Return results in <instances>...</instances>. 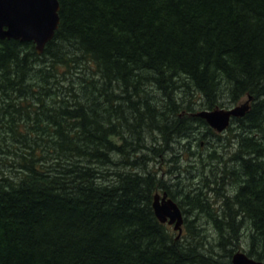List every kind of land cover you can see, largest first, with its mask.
<instances>
[{"label":"trees","instance_id":"16d2710c","mask_svg":"<svg viewBox=\"0 0 264 264\" xmlns=\"http://www.w3.org/2000/svg\"><path fill=\"white\" fill-rule=\"evenodd\" d=\"M59 3L60 26L42 54L33 41L0 38V150L21 173L0 172V264H233L244 238L248 255L264 261V0ZM80 54L99 78L85 79L83 94L71 85L68 99L52 97L49 58L68 67L72 57L78 69ZM250 96L229 130L241 129L228 152L241 164L216 167L203 181L209 194H187L197 217L177 238L153 208L156 191H172L157 169L178 161L171 134L215 132L196 107ZM148 134L165 147L144 142ZM9 135L20 140L12 148ZM182 139L199 155L196 137Z\"/></svg>","mask_w":264,"mask_h":264},{"label":"rangeland","instance_id":"374dc122","mask_svg":"<svg viewBox=\"0 0 264 264\" xmlns=\"http://www.w3.org/2000/svg\"><path fill=\"white\" fill-rule=\"evenodd\" d=\"M77 57H78V60H80L78 69H75L77 66V64H76L77 61L72 57H69L68 58L69 60L67 59L68 60V63H67L68 67H66L64 65H60L59 63L58 64L54 63V61L51 58H49L51 65L54 66V68L53 67L51 68L50 72L52 71V74H54L55 72L57 73L58 78L56 79V83H59V85H56V87H57L56 88L53 84L54 78L52 76H54V75H52L50 78V81L52 82V86H51V88L49 87V91L53 95L52 97L57 98V95L54 96V92H55V94L61 93L62 97L67 96V99H68V97H71V95L73 94V91L70 89L71 85H73L74 92H75V88H76V91L77 92L81 91V94H83L84 90H88V89L91 90L89 83H86L84 88H83V82L85 79L91 80V79H94V77L97 78L99 76L98 68H95L94 72H92L91 69L87 65V59H82V57H83L82 54L77 55ZM43 59H47V58L44 57ZM34 68H35L36 72L32 74L33 76L37 73L39 66L34 64ZM69 69L71 71H74V70L75 71L72 73V75H71V72H69L68 77L70 76V78H68L67 80H63L62 77L69 71ZM71 81L77 82L76 87H75L74 83H71ZM37 86L40 89H42L40 83L37 84ZM32 90L37 91V89H35L34 87H32ZM153 90L154 89H152V91ZM155 92H156V95L163 96L162 93L157 92L156 89H155ZM197 99H199V96L196 93L195 96L193 97V100L196 101ZM248 100H249V98L244 97L243 100H240V102H238V103L236 102V104H235V103L230 102L227 98H225V101L227 103L222 105V106L218 105V107L229 109V108H232L234 106L240 105L241 103H245ZM178 102H182V100L179 99ZM250 103H251V100H250ZM196 108H197V112L200 110H203V108H200L199 106H197ZM182 113L184 114V112H182ZM182 113L181 114L178 113V114H176V116L178 117L179 115H183ZM234 121H235V119H233L229 128L227 130H225L224 132H221V133H217V132L215 133L212 131L209 133L204 132L202 134L201 132H199L200 129L194 128L193 131L191 132V134H189V133L183 134L182 136L187 135L189 137H196V141H194L193 146H191L193 149H196L199 152V155L196 154L195 156H192L193 153L191 152L190 147L182 145V142L185 140V139H182L180 141L182 136L180 137L179 134L178 135L177 134H171V141L169 142V145L167 146L168 153L171 155H174L178 161L174 162L176 159L174 161H171V160H169V158H170L169 157L166 161L164 160L163 164L160 165L161 167H159V164L157 165V167H158L157 169H159V171H160L159 175L161 176L162 180H165V184L168 185V188L172 191L170 192L171 194H169V192H167V190H164V191L158 190L155 192V195L157 193H160L163 195L164 192H167L169 194V196L178 203L183 214L186 217L188 216V218L190 220L196 218L197 216H196V212H194L193 208L188 205L189 198H187V196H188L187 194L191 193V195L194 196V198L197 197L196 196L197 194L200 195L201 197H203L202 195L204 193L209 194L210 192L206 191V185L203 181H211V179L214 178L215 173H218L219 171L223 172L222 169H224V168L222 166L230 163L228 161V157H229L228 152H230L232 150V144L230 143L231 138H233V134L235 132L237 133V132L241 131V129L236 127V125L234 126L235 129H233L232 132L229 131L230 127L233 126ZM160 124L163 125L164 123L160 122ZM189 125H191V123ZM117 127H118V130H123L121 124H117ZM243 130L244 129L242 128V131ZM123 131L125 132V130H123ZM187 132H189V131H187ZM259 133L263 134V136H264V128L259 129ZM261 134H259V136ZM155 136H156V134H155ZM8 137H9L8 141L11 142L12 141V135H9ZM234 138H233V140H234ZM165 139L162 138L161 140H157V139L155 140L152 138L151 135L149 136V134H148V136L144 135V142L149 144L150 141H153V142L156 141L162 147H165V145H166ZM19 141H20L19 139L14 140V142L12 141L11 144L19 142ZM198 143H200L199 149H198ZM11 144H10V147L12 148L13 144L12 145ZM0 145H1V143H0ZM18 145L21 146V144H18ZM10 147L6 148V146H4V148L7 150H10ZM212 149H215L216 154L212 153L211 156H214L216 158H214L213 160H211V159L208 160L209 158L207 157V152H208V150H212ZM179 154H181V156ZM10 156H11V152L5 151V153H3V151L0 150V172H3L4 175H6V176H11V177L17 179L21 176V173H17L16 171H14L16 167H13L12 163H10L11 162ZM150 156H152V155H150ZM250 156H251V158L254 159V161H255V159L258 158L254 154H252ZM113 157L115 158V160L120 159V158H126V159L128 158L127 156L119 155L117 153H114ZM132 157H133V159L135 158L134 156H132ZM128 159H130V157ZM159 159H160V157H159ZM202 162H207L206 163L207 165L203 169H202V165H203ZM240 164L238 162H235L231 165L232 166L234 165V167H235V166H239ZM212 167L214 168V170H212ZM216 167H217V169H219V171L216 170ZM8 169H10V170H8ZM238 169L240 170L241 168L238 167ZM104 170H106V169H104ZM146 170H148V168H146L145 171ZM171 171H174V173L170 174ZM212 171H213V173H212ZM237 180H238L237 176L234 178H228L226 181L224 190L229 191V189H228L229 185L236 184ZM226 185H227V187H226ZM229 194H231V193H229ZM217 206L222 208V199H219V203L217 204ZM169 226H170L171 230L173 231V233L175 234V236L177 237L178 231H176L174 229V225H169ZM199 227H201V226H199ZM214 239H211V240L213 241ZM246 239L247 238H244V240H243V247H240L239 249L235 250L233 255L235 253H237L238 251H243V252L247 253L248 243H247V241H245ZM191 242H193V240H191ZM217 247L218 248L215 247L216 252L221 254V255H219V258L221 259V257H222V259H227L225 256L222 255V253L225 252L224 249L219 245H217ZM227 255L229 256V253H227ZM233 255H232V258H233Z\"/></svg>","mask_w":264,"mask_h":264},{"label":"water","instance_id":"95a60500","mask_svg":"<svg viewBox=\"0 0 264 264\" xmlns=\"http://www.w3.org/2000/svg\"><path fill=\"white\" fill-rule=\"evenodd\" d=\"M59 0H0V38H14L33 41L39 54L45 50L60 26ZM230 109H203L195 113L207 123L222 132L230 125L234 116H244L250 109V100ZM153 208L162 223L174 225L177 238L183 233L184 214L178 203L167 192L154 196ZM233 264H264V261L238 251L233 255Z\"/></svg>","mask_w":264,"mask_h":264},{"label":"flooded vegetation","instance_id":"af4514ba","mask_svg":"<svg viewBox=\"0 0 264 264\" xmlns=\"http://www.w3.org/2000/svg\"><path fill=\"white\" fill-rule=\"evenodd\" d=\"M232 121H233V119H232ZM213 129V128H212ZM215 130V129H214ZM217 131L215 130V133H216ZM224 132V131H223ZM217 133H221V132H217ZM185 216V215H184ZM185 221H186V216H185ZM185 221H184V226H185Z\"/></svg>","mask_w":264,"mask_h":264},{"label":"bare ground","instance_id":"6f19581e","mask_svg":"<svg viewBox=\"0 0 264 264\" xmlns=\"http://www.w3.org/2000/svg\"><path fill=\"white\" fill-rule=\"evenodd\" d=\"M263 261V260H262Z\"/></svg>","mask_w":264,"mask_h":264}]
</instances>
